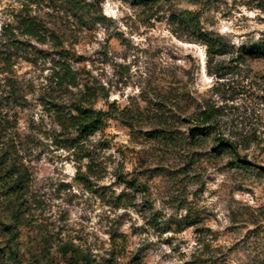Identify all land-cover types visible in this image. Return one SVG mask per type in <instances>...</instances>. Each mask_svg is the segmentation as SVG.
I'll return each instance as SVG.
<instances>
[{
  "label": "rangeland",
  "instance_id": "obj_1",
  "mask_svg": "<svg viewBox=\"0 0 264 264\" xmlns=\"http://www.w3.org/2000/svg\"><path fill=\"white\" fill-rule=\"evenodd\" d=\"M246 49L264 51V0H0V264H264ZM73 104L107 116L81 133Z\"/></svg>",
  "mask_w": 264,
  "mask_h": 264
},
{
  "label": "trees",
  "instance_id": "obj_2",
  "mask_svg": "<svg viewBox=\"0 0 264 264\" xmlns=\"http://www.w3.org/2000/svg\"><path fill=\"white\" fill-rule=\"evenodd\" d=\"M147 2L148 0H139ZM204 42L207 45L208 50H213L215 48V43L210 39L208 33H204L203 35ZM242 53H253V54H264V51L261 49H252L251 51L249 49H246L245 51H242ZM59 78V84H66V85H75V77L71 73L70 69L66 66H62V74L58 76ZM200 122L198 125L200 129L206 130L208 128V122L210 121L209 113L205 110L200 111ZM107 116V112L101 109L94 110L92 108H87L82 105H71L68 115L65 117V122L68 126L75 128L81 133H87L90 131H93L94 129L98 128L99 125L102 124V121L104 117ZM225 146H228L230 148H234V144L230 141H226ZM242 162V161H241ZM1 177V175H0ZM1 180V179H0ZM19 180L14 181L12 184H10L7 188L8 195L15 196L16 192L19 191ZM5 200V199H4ZM5 205L1 207L3 210L7 211L10 218L16 219L18 211H13V208L11 207V204L13 201L5 200ZM4 228H8V225L4 224L0 219V230H5ZM7 246V245H6ZM1 251H3L5 254H7V257L15 259V252L10 249V246L8 245L6 249L1 248ZM2 253V254H4ZM16 264H22L21 262H18Z\"/></svg>",
  "mask_w": 264,
  "mask_h": 264
}]
</instances>
